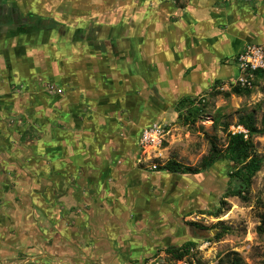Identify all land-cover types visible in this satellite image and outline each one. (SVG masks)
Segmentation results:
<instances>
[{
  "label": "rangeland",
  "instance_id": "1",
  "mask_svg": "<svg viewBox=\"0 0 264 264\" xmlns=\"http://www.w3.org/2000/svg\"><path fill=\"white\" fill-rule=\"evenodd\" d=\"M216 1L247 7L252 13L254 8L261 16L256 34L263 36V40L253 41L264 45V0ZM186 2L174 0L179 6ZM2 11L8 14H0V50L12 49L9 53L13 59L19 57L15 53L21 43L17 44L18 39H30L27 43L45 39L37 28L41 19L56 20L69 29L90 25L104 27L99 34L103 36L99 37V40L103 39V46L97 49L82 46L81 85L87 82L89 87L101 90V95H105L102 91L108 90L107 100L112 105L106 110L99 107L97 117L99 123H111L114 143L107 145L111 146L106 151L108 158L101 156L97 164L99 173L106 170L105 182L98 176L94 182L97 188L91 186L90 190L86 184L82 187L79 184V190H67L71 196L113 200L114 209L121 203L124 207L115 209L114 213L127 215L130 219L140 214L156 216L159 246L154 257L147 260L148 264H229L233 258L240 264H264V231L261 230L264 225V132L252 136V155L259 158L261 164L247 190L242 192L243 197L231 194L235 187L230 181L233 164L227 160L217 161L196 174L161 169L170 160L183 166L198 167L207 155L211 141L223 149L229 132L244 129L239 125V118L244 115L251 114L256 127L260 128L264 114V74L255 78L249 93L237 94L232 92L237 74L233 57L224 58L220 63L225 64L221 72L226 77L190 96L195 97L194 105L199 109L198 113L190 115V108L180 103L183 94L170 93L169 87L164 91L157 88V45L153 44L157 38V0H0ZM140 20H146L142 30ZM110 26L117 28L116 31L129 29L130 37L136 38L134 42L139 38L149 44L140 45L139 54L138 45L133 44L132 39L118 35L112 39L104 38ZM22 61L25 66L27 63L34 67L26 72L35 74V86L20 83L17 91L23 93L25 100L26 91L37 90L34 97L28 99L40 100L42 90L55 88L44 74L48 56L27 51ZM56 73H59L56 69L51 72ZM161 80V84H166V78ZM33 113L30 109L26 116L23 115L24 119L18 118L19 114L6 117L0 132L10 134L17 145L27 146L33 137L47 130L40 121L31 122ZM154 123L160 124L162 131L154 141L143 146L141 131ZM98 130V133L102 132ZM49 171L52 173L51 169ZM38 172L41 173L36 169H0V264L35 263L33 260L36 259L25 261L29 256L25 249L18 247V253H11L13 239L10 233L15 227L21 233H28V246L36 252L29 257L41 256L44 243L53 244L52 233L42 230L43 218L32 214L31 209L38 207L27 205V199L36 203L35 198L41 194L45 199L65 195L64 191H42ZM52 175L57 176L56 173ZM45 177L49 176L45 174ZM75 181L79 182V179ZM44 185L47 187L48 184ZM75 208L71 206V209ZM26 212L31 214L29 219ZM193 223L208 234L204 237L191 234L189 226ZM20 240L27 243L24 237ZM187 242L192 244L181 260H175L165 252L169 246L182 247Z\"/></svg>",
  "mask_w": 264,
  "mask_h": 264
},
{
  "label": "crops",
  "instance_id": "2",
  "mask_svg": "<svg viewBox=\"0 0 264 264\" xmlns=\"http://www.w3.org/2000/svg\"><path fill=\"white\" fill-rule=\"evenodd\" d=\"M252 11L230 3L219 4L216 0H187L183 6L175 4L174 0H157V38L153 41L157 45V88L164 91L169 87L170 93L192 96L225 78L226 74L221 72L225 64H221V60L234 57L247 42L263 40V36L256 34L260 14L254 8ZM144 21L138 22L141 30ZM40 22L39 35L45 39L31 43H27L30 39H18L17 44L21 43L15 51L19 56L16 59L11 58L12 49L0 50V127L6 117L19 114L18 118L24 119L23 115L33 109L31 122L40 121L47 130L33 137L27 146L17 145L10 134L0 132V169L39 170L41 190L64 191L65 196L45 199L41 194L35 198L36 203L27 199V205L38 207L31 209L32 214L43 218L42 230L52 233L53 244L44 243L41 256L29 257L36 253L35 248L28 246V233H21L15 227L10 233L11 253H18V247L25 249L29 255L25 261L36 259L33 261L40 264H148L146 258L154 257L157 250L156 216L140 214L130 219L114 213L115 209L124 207L121 203L114 209L113 200L76 197L67 192L77 191L83 184L90 190L91 186L97 188L96 177L100 176L104 183L107 176L106 170L98 172L97 164L101 156L108 158L106 151L111 146L107 145L114 143L113 129L109 122H98L97 111L99 107L106 110L112 105L107 100L109 92L102 91L105 95H101V90L89 87L87 82L81 85L82 46L96 49L103 46V39L99 40L103 36L99 34L104 27L90 25L69 29L52 19ZM116 29L108 27L104 38L118 35L132 39L129 29ZM135 39L133 37V44L138 45L140 54L139 46L144 47L146 41L138 38V42H134ZM27 51L48 56L44 74L55 86L52 90H42L41 99L36 101L28 98L32 99L37 90L26 91L25 100L23 93L17 91L20 83L35 86V74L32 70L26 72L34 67L27 63L25 66V60L22 61ZM55 69L59 73L51 74ZM162 78H166V84H161ZM50 169L57 176L53 177ZM77 179L79 182L75 181ZM15 201L18 204L17 199ZM72 205L77 208L71 209ZM30 215L25 214L27 219ZM21 237L26 244L18 241Z\"/></svg>",
  "mask_w": 264,
  "mask_h": 264
},
{
  "label": "trees",
  "instance_id": "3",
  "mask_svg": "<svg viewBox=\"0 0 264 264\" xmlns=\"http://www.w3.org/2000/svg\"><path fill=\"white\" fill-rule=\"evenodd\" d=\"M263 74L264 70L261 69L255 72L256 77ZM219 82L220 81H216L215 84H218ZM250 89L251 88H240L238 86H233L232 92L237 94H242V92L249 93ZM179 100L181 105L183 104L190 108V115H195L198 113L199 109L194 105L196 100L195 97L183 96ZM239 125H241L246 130V133L229 132L226 136V145L223 149L218 147L214 141H211L210 149L207 155L201 159L198 167L194 168L190 166H183L174 160H170L161 169L171 173L196 174L198 172L205 171L217 161L227 160L233 164V171L230 174V181L234 182L235 187L232 188L231 194L243 197L244 195H242V192L247 190L252 176L260 168V159L252 155V136L264 132V114L261 120L260 128L256 127L254 118L251 114L240 117ZM217 212L218 211H216V214ZM262 223L264 224V220ZM261 230L264 231V225L261 226ZM219 234L216 236L218 237ZM191 244V242H187L184 243V246L182 247L169 246L165 249V252L172 256V258L175 260H181L188 252L189 245ZM229 264H240V262L237 258H233Z\"/></svg>",
  "mask_w": 264,
  "mask_h": 264
},
{
  "label": "built area",
  "instance_id": "4",
  "mask_svg": "<svg viewBox=\"0 0 264 264\" xmlns=\"http://www.w3.org/2000/svg\"><path fill=\"white\" fill-rule=\"evenodd\" d=\"M234 66L237 74L233 80L232 86L240 88H251L255 81L257 70H264V45L259 43H246L242 49L233 57ZM162 131L158 123L145 127L141 131L140 143L143 146L150 144L157 138ZM237 132L246 133L245 129Z\"/></svg>",
  "mask_w": 264,
  "mask_h": 264
},
{
  "label": "flooded vegetation",
  "instance_id": "5",
  "mask_svg": "<svg viewBox=\"0 0 264 264\" xmlns=\"http://www.w3.org/2000/svg\"><path fill=\"white\" fill-rule=\"evenodd\" d=\"M0 14H2L3 16H5L6 14H8L7 12H0ZM12 17V16H11ZM97 32V31H96ZM189 231L191 232V234L196 233L199 237H204L205 235H207L208 233L204 231L203 228H201L198 224H191L189 226ZM159 246V245H158ZM157 246V247H158ZM175 246V245H172ZM152 257H148L146 258V260L150 259Z\"/></svg>",
  "mask_w": 264,
  "mask_h": 264
}]
</instances>
